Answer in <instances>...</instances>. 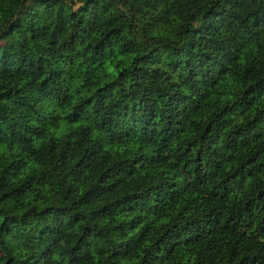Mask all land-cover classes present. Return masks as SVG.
Listing matches in <instances>:
<instances>
[{
  "label": "clouds",
  "instance_id": "9594fccd",
  "mask_svg": "<svg viewBox=\"0 0 264 264\" xmlns=\"http://www.w3.org/2000/svg\"><path fill=\"white\" fill-rule=\"evenodd\" d=\"M260 112L264 0H0V264H253Z\"/></svg>",
  "mask_w": 264,
  "mask_h": 264
},
{
  "label": "trees",
  "instance_id": "16d2710c",
  "mask_svg": "<svg viewBox=\"0 0 264 264\" xmlns=\"http://www.w3.org/2000/svg\"><path fill=\"white\" fill-rule=\"evenodd\" d=\"M264 126V112H260L256 115L255 119L252 122V131L256 132L257 129ZM216 134V130L213 129L212 135ZM225 139L228 137V132L225 131L222 133ZM260 155V158L262 161H264V149H260L257 153ZM183 156V159L179 162L182 163L185 168L191 166L193 168L199 167L203 161L199 159V155L196 157H193L190 154L181 153ZM209 171H214V169H210ZM247 171V170H246ZM212 205H218V201L213 199L210 202ZM245 209H247V205L244 206ZM239 215V213H237ZM240 219L242 222H246L251 225L252 230H254L256 233L260 234L261 236H264V201H258L257 205L254 207V210L252 212L244 211L243 215L240 216ZM224 226L229 230L232 231L235 228V224L231 222L230 217L224 220ZM209 228L215 227V225H209ZM250 248V256L252 258L253 264H264V244H260L257 241H253L249 245ZM257 258H259L257 260ZM229 261L231 264V257H229Z\"/></svg>",
  "mask_w": 264,
  "mask_h": 264
}]
</instances>
